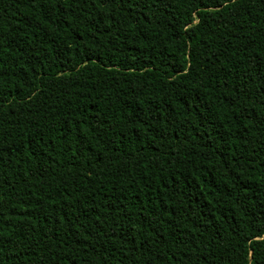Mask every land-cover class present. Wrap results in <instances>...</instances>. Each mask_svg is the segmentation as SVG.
<instances>
[{"label": "trees", "instance_id": "1", "mask_svg": "<svg viewBox=\"0 0 264 264\" xmlns=\"http://www.w3.org/2000/svg\"><path fill=\"white\" fill-rule=\"evenodd\" d=\"M0 264H264V0H0Z\"/></svg>", "mask_w": 264, "mask_h": 264}]
</instances>
